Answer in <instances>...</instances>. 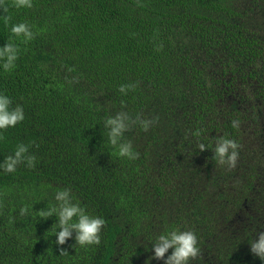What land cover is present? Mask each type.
I'll use <instances>...</instances> for the list:
<instances>
[{
    "label": "trees",
    "instance_id": "trees-1",
    "mask_svg": "<svg viewBox=\"0 0 264 264\" xmlns=\"http://www.w3.org/2000/svg\"><path fill=\"white\" fill-rule=\"evenodd\" d=\"M30 4L0 0V47L19 50L15 67L0 69V92L25 114L0 130V162L21 142L36 157L34 168L0 172V264H145L171 228L197 234L191 264H264L248 244L264 230V0ZM17 23L31 40L12 35ZM119 111L155 121L125 133L134 161L103 136ZM219 137L239 144L235 168L199 149ZM63 188L104 219L99 244L74 245L75 233L55 244L56 218L36 211Z\"/></svg>",
    "mask_w": 264,
    "mask_h": 264
},
{
    "label": "clouds",
    "instance_id": "clouds-1",
    "mask_svg": "<svg viewBox=\"0 0 264 264\" xmlns=\"http://www.w3.org/2000/svg\"><path fill=\"white\" fill-rule=\"evenodd\" d=\"M16 6L30 7V0H16ZM10 31L14 37H23L25 41L33 38V32L26 23L13 24ZM18 52V48L11 42L0 47V69L12 70L18 59ZM133 87L132 84L121 85L119 92L122 95H127ZM12 103L8 94L0 92V130L15 127L25 119L23 107L21 105L13 107ZM154 123L155 121L141 118L139 114L132 116L127 111H119L115 115H107L103 120V136L107 144L115 149L117 157L134 161L138 158L139 153L134 150L132 142L125 139V133L134 126L147 131ZM231 126L234 129L239 128V120L233 119ZM193 135L199 138L201 131L197 130ZM29 147L30 145L23 142L18 143L13 153L0 162V172L13 173L21 164L30 169L34 168L36 157L29 153ZM198 147L201 151L211 149L214 159L221 166H226L229 169L236 167L239 157V144L236 140L219 137L214 146L201 142ZM53 195L55 203L47 205L36 213L40 220L56 218V222L51 227V229H55V244L63 246L67 240L73 238V233H75L74 245L87 247L99 244L100 232L105 224L104 219L90 215L79 202H74L75 198L69 188L57 189ZM29 211L28 207H21L20 215H26ZM248 244L251 254L264 261V230L258 231L248 241ZM151 246L154 255L145 264H151L153 259L163 260L164 264H191L192 260L199 257L201 251L197 234L192 230H180L179 228L162 231L156 236ZM170 249L171 253L169 254ZM64 252L66 249L60 248V253Z\"/></svg>",
    "mask_w": 264,
    "mask_h": 264
}]
</instances>
